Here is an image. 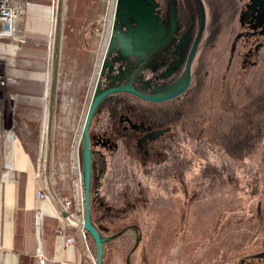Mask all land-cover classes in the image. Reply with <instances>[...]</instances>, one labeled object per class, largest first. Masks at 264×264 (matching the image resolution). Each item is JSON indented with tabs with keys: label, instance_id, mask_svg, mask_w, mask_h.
I'll use <instances>...</instances> for the list:
<instances>
[{
	"label": "rangeland",
	"instance_id": "obj_1",
	"mask_svg": "<svg viewBox=\"0 0 264 264\" xmlns=\"http://www.w3.org/2000/svg\"><path fill=\"white\" fill-rule=\"evenodd\" d=\"M228 1V10L233 15L229 30L216 34L217 27L211 20L193 59V77L188 89L171 99L156 102L134 94L143 111L139 114L131 107L134 116L122 114L123 128L136 130L138 139L158 128L168 126L170 129L163 130L164 134L155 130L151 140L139 145L144 153L139 149L138 158L129 156L136 176L123 179L127 182L115 193L118 206L131 207L130 212L126 213L127 209L121 212L125 222L137 224V228L107 251L106 264L112 263L114 250L130 255L131 264H264V260L256 257L264 251V134L257 131L252 120L260 110L258 123L264 127V0ZM55 2V17L61 29L58 35L53 33L52 40L45 46H40L50 66L44 70L43 77L49 69L50 85L45 87L43 81L42 95L36 89L25 92L21 77L17 86L7 88L9 93L37 96L34 104L20 100L16 103L11 99L7 107L16 103L14 132L33 159L37 180L42 175H50L47 187L50 192L57 187L58 166L50 160L49 149L59 130L60 96L67 76L65 65L70 41L66 34L69 2L61 6L57 0ZM114 4L119 16L123 10L122 0H114L111 12L100 22V29L90 36L94 41V64L87 96L82 100L80 120L71 140L72 198L79 200V165L82 176L84 174L80 155L84 146L82 127L94 96L117 86L124 77L147 92L166 94L180 88L186 79L187 58L200 24L198 12L194 25L188 17L172 20L171 28L176 31L171 35L146 37L143 31L140 35L136 27L132 33H127L122 25L118 30V21L114 27ZM22 23L23 18L18 28L20 46L25 40ZM20 59L19 54V67ZM56 59L59 70L53 83ZM20 69L25 72L23 77L28 78L32 72ZM45 91L49 96L44 101L41 98ZM115 93L101 101L98 106L101 113L125 102V97L117 98ZM127 97L132 98V95ZM11 117L10 112L5 113L6 123ZM45 117L43 135L48 130L39 163ZM23 134H27L26 139ZM160 134L164 147L161 137H157ZM147 144H153L152 161L149 149H145ZM99 152L106 163L104 153ZM10 162L14 164L13 169L8 167ZM17 172L15 145L10 144L2 156L0 184L4 186L9 177L18 182ZM102 179L98 178L94 188L98 198ZM82 187L84 191V182ZM69 231L85 248L74 227ZM32 232L38 234L34 215ZM87 241L92 253L88 236ZM91 264H94L92 259Z\"/></svg>",
	"mask_w": 264,
	"mask_h": 264
},
{
	"label": "crops",
	"instance_id": "obj_2",
	"mask_svg": "<svg viewBox=\"0 0 264 264\" xmlns=\"http://www.w3.org/2000/svg\"><path fill=\"white\" fill-rule=\"evenodd\" d=\"M57 1L60 6L63 2L68 1L70 7L69 21L66 28L67 39H70L69 52L66 60L67 64H64L67 76L60 96L59 130L56 133L55 142L50 143L49 149L50 160L55 161L58 166L57 187L51 192L47 188L50 179L49 174L47 176L42 175L37 180L35 165L29 152L23 147L20 140L17 145L15 143V165L18 170V182H13L8 176V182L4 186L0 184V264H91V259L85 254L84 246L79 243L72 246L67 245L66 236L58 233L57 228L64 225V214L68 212L63 198H72L74 195L70 161L71 140L80 120L82 100L87 96L91 68L94 64L92 56L94 41L90 36L100 29V22L111 12L114 0ZM153 1L155 2L154 13L157 15V21L154 25L145 24L134 16L125 19L123 7L119 16L115 17L114 27H117L118 21V30H121L120 25H122L127 33H132L136 27L138 33L141 35L143 31L146 37L157 34L162 36L171 35L176 31L171 28L172 20L188 17L190 23L194 25L196 15L200 12L197 0ZM203 1L207 12L205 33L211 25V20L214 21V25L217 27L216 34L221 35L224 34L223 32H227L233 18L228 10L229 1ZM25 3L26 9L22 23L25 40L20 48V67L34 72L36 76L35 78L22 77V81L24 80L23 89L25 92L28 89H36L42 95L44 91L43 72L50 66L46 52L40 46H45L46 42L53 38L51 32L55 13L53 12L52 0H25ZM60 29L61 26L57 23L56 35H58ZM217 39L216 36L215 40ZM7 46L8 42L0 41L2 55L7 54ZM54 70L55 63L53 83L56 79ZM124 84H132V80L129 81L128 77H124L118 85ZM137 88L145 93L158 94L147 92L143 87ZM115 94L117 98L125 97V102L115 104L108 111L102 113L98 108L90 126L92 146L104 153L107 163V169L102 179L101 197L98 198L97 205L91 213L92 222L101 234L104 242V252L106 253L112 250L118 241L126 238L130 231L137 228V224L125 222V215H122L121 212L127 209V213L131 207L127 206L128 208L122 209L121 206H118L120 204L116 201L117 196L115 193L117 190L122 189V186L125 185L124 182H127L123 179L136 176V173L132 172L130 160L138 158L139 149L142 152L144 150L139 145L147 139L151 140L150 137L156 133H154L155 130L164 134L165 131L170 129L168 126L158 128L138 139V135L135 133L136 130L123 128L121 118L122 114L134 116V113H131V109H133L131 107H135V111L140 114L143 111L142 105L137 103L136 98H133L135 97L134 94L128 92H117ZM44 95L47 99L49 92L45 91ZM129 95H132V98H128ZM257 111V117H253L252 120L257 131L264 134V127L258 123L261 112L260 110ZM163 130L164 132H162ZM162 134L157 135V137H161ZM133 135L134 137H132ZM161 140L164 147L162 137ZM150 147L152 148L153 144H147L145 149H149V158L152 161L153 148L150 149ZM146 153L148 152L146 151ZM21 173L26 174V196L23 208H19L18 204ZM97 180L98 172L93 165V191H95ZM37 186L45 190L48 189L50 192L49 197L36 200L35 191ZM33 215L36 219L38 234L32 232ZM73 223L76 224L77 222L74 221ZM74 229L76 230L75 227ZM137 237L136 235L134 239L135 244L137 243ZM113 252L114 259L111 264H131L130 255L127 256L116 250Z\"/></svg>",
	"mask_w": 264,
	"mask_h": 264
},
{
	"label": "built area",
	"instance_id": "obj_3",
	"mask_svg": "<svg viewBox=\"0 0 264 264\" xmlns=\"http://www.w3.org/2000/svg\"><path fill=\"white\" fill-rule=\"evenodd\" d=\"M54 1L53 12L56 13V2ZM26 3L25 0H0V41L8 42L7 54L0 55V171L2 164V156L5 152V149L8 145H14V141H19L18 135L14 132V128L16 126L15 119L13 115L16 114V103L17 101L29 102L30 104H34L36 102V97L31 95H24L18 92L9 93L7 88L10 86H17L21 77L24 76V71L20 69L17 65L20 54V36H19V24L25 15ZM117 16V4L114 9V22L115 17ZM57 25V16L53 15L52 20V32L55 33ZM18 66V67H17ZM46 77L44 78L45 87L50 85V70L48 69L46 73H44ZM28 76L30 78H35L34 72H29ZM49 82V84H48ZM45 94V92H44ZM14 100L12 106L7 107V103L9 100ZM46 100L45 95L41 98ZM46 107V102H45ZM9 108V109H7ZM27 109V108H26ZM8 110V111H7ZM29 110V109H27ZM10 112L12 115L9 122L6 123L5 113ZM45 120L43 119L42 127H41V136H40V152L38 157V162L40 163L43 155L42 147L45 145V135H43L42 131L44 128ZM12 134L14 137L13 141L9 138V135ZM47 142V140H46ZM9 167V166H8ZM10 168V167H9ZM13 169V168H11ZM1 175V173H0ZM39 175V174H38ZM8 176V174H6ZM79 180L78 187L81 190V200L76 198H63L64 204L68 209V215L65 217V223L62 226L57 228V232L66 236V244L67 245H75L77 243L76 236L73 232H70L69 229L71 227L76 228V233L79 234L80 240L85 244V254L93 260L94 264H96V260L94 259L88 241H87V232L81 228V224L84 221V191H83V176L81 173V168L79 165ZM13 181V180H12ZM14 182V181H13ZM49 195L45 189L42 187L36 188L35 198L36 200H43L48 198ZM77 222L74 224L73 222ZM38 232V229H37Z\"/></svg>",
	"mask_w": 264,
	"mask_h": 264
},
{
	"label": "water",
	"instance_id": "obj_4",
	"mask_svg": "<svg viewBox=\"0 0 264 264\" xmlns=\"http://www.w3.org/2000/svg\"><path fill=\"white\" fill-rule=\"evenodd\" d=\"M146 2H149L150 0H144ZM200 12H201V18H200V24L199 28L196 34V37L194 39V42L192 44L190 53L187 58V64H186V79L183 85L178 88L177 90L173 92H169L166 94H148L137 87H135L133 84H124V85H117L109 87L105 90H102L100 93H98L96 96H94L91 105L88 109L82 134L84 137V146H83V162H84V206H85V213H84V221L81 224V228L85 230L86 232H90L95 240L96 246H97V260L96 264H103V256H104V242L101 237V234L97 227L93 224L91 219V184L93 179V162H92V144H91V134H90V126L92 119L94 117V114L101 103V101L108 95L115 93V92H131L135 94L136 96L148 100V101H165L168 99H171L175 96L180 95L184 91L188 89V87L191 84L192 81V64L193 59L195 56V53L197 51V48L201 42V39L203 37L206 24H207V12L206 7L203 0H197ZM122 5L124 7V0H122ZM155 11V6H154ZM56 50H58V47H56ZM59 70V61L56 59L55 61V70H54V76L55 78L58 75ZM68 215V212L64 214L66 217Z\"/></svg>",
	"mask_w": 264,
	"mask_h": 264
},
{
	"label": "trees",
	"instance_id": "obj_5",
	"mask_svg": "<svg viewBox=\"0 0 264 264\" xmlns=\"http://www.w3.org/2000/svg\"><path fill=\"white\" fill-rule=\"evenodd\" d=\"M17 119H16V121H17ZM18 121L21 122L20 118L18 119ZM17 123H19V122H17ZM26 135L27 134H23L25 139H26ZM27 140H29V139H27ZM91 144H92V141H91ZM82 148H83V145L81 146V153H80L81 162H83V158H84ZM27 149H29V147H27ZM92 162H93V165L95 166V168L98 172V178L102 179L104 172H105V169H106V163H105L103 155L100 154L99 151L95 150L93 148V146H92ZM92 184H93V179H92ZM92 184H91V213H92V210L95 209V207L97 205V200H98V194L95 191H93ZM25 196H26V174L21 173V176L19 179V193H18L19 208L24 207ZM87 236H88L91 248H92L93 256L97 260V246H96L95 240H94V238L90 232H87ZM103 264H106V252H104V256H103Z\"/></svg>",
	"mask_w": 264,
	"mask_h": 264
},
{
	"label": "bare ground",
	"instance_id": "obj_6",
	"mask_svg": "<svg viewBox=\"0 0 264 264\" xmlns=\"http://www.w3.org/2000/svg\"><path fill=\"white\" fill-rule=\"evenodd\" d=\"M124 3H125V6H124L123 11H124L125 19H129L130 17L134 16V17H137L141 22H144L145 24H148V25L153 24V18H154V14H155L154 13L155 2L153 0H150V2H146L144 0H124ZM46 121L44 124V128L46 127ZM84 121H85V119H84ZM83 125H84V123H83ZM47 127H48V125H47ZM9 138L12 141L14 139L12 134L9 135ZM16 141L17 140L14 141V144L16 143ZM8 166L10 168H13V163L10 162L8 164Z\"/></svg>",
	"mask_w": 264,
	"mask_h": 264
},
{
	"label": "flooded vegetation",
	"instance_id": "obj_7",
	"mask_svg": "<svg viewBox=\"0 0 264 264\" xmlns=\"http://www.w3.org/2000/svg\"><path fill=\"white\" fill-rule=\"evenodd\" d=\"M150 2V1H149ZM206 7V6H205ZM200 17H201V12H200ZM157 21V16L154 14L153 18V24H155ZM256 257L259 259V261L264 260V251L260 252L259 254L256 255ZM253 262H248L247 264H252Z\"/></svg>",
	"mask_w": 264,
	"mask_h": 264
}]
</instances>
